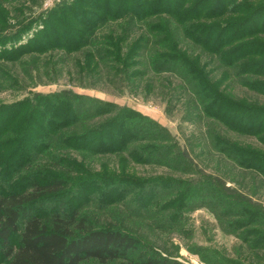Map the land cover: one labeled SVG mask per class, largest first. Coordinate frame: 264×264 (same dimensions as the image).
<instances>
[{"label": "trees", "instance_id": "1", "mask_svg": "<svg viewBox=\"0 0 264 264\" xmlns=\"http://www.w3.org/2000/svg\"><path fill=\"white\" fill-rule=\"evenodd\" d=\"M235 1L73 0L69 6L77 10L78 23L71 33L64 21L61 27L53 21L63 19L57 8L47 15L34 46L0 50V61L51 51L45 44L51 36L53 49L77 55L78 78L135 89L146 73L139 68L145 53L150 72L168 76L162 87L175 85L170 77L177 79L176 101L185 99L190 113L217 124L218 130H206L210 149L264 178V151L223 135L255 137L264 146V104L229 91L237 81L264 96V6ZM236 14L239 18H230ZM114 21L121 22L109 27ZM140 26L144 33L134 36ZM3 33L2 48L13 41ZM144 89L152 92L151 78ZM173 138L130 107L66 89L0 105V264H182L146 244L132 221L146 217L159 231L171 230L200 208L213 215L223 233L238 239L242 234L245 242L254 237V226L264 223V206L215 176L201 174L195 181L200 173L195 160ZM108 153L176 172L184 166L191 179H120L81 165ZM107 213L113 220L101 222Z\"/></svg>", "mask_w": 264, "mask_h": 264}, {"label": "rangeland", "instance_id": "2", "mask_svg": "<svg viewBox=\"0 0 264 264\" xmlns=\"http://www.w3.org/2000/svg\"><path fill=\"white\" fill-rule=\"evenodd\" d=\"M102 1L96 0L97 3ZM241 2L254 4V8L260 4L264 6V0ZM72 3L73 0H0V30L4 32L2 35L13 40L6 45L4 43V48L0 45V50H9L22 44L34 46L43 36L42 29L45 20L48 19L47 15L57 8L61 10V13L58 12L56 16H63V19L54 18L53 21L60 27L65 26L64 21L71 33L78 23L77 10L69 6ZM206 8H210V3L206 5ZM230 18L239 17L236 14ZM263 19L260 17V20ZM119 22L121 21L109 23V27L116 28ZM56 25H54L55 28H57ZM25 27L28 28L27 32L21 33V28ZM106 29L107 27L97 34L105 33ZM132 32L136 36L144 33V30L140 26ZM48 38L51 41L45 39V44L50 45L51 51H45L42 54L28 52L13 61H0V105L14 104L27 97L31 98L32 94L47 95L66 89L77 95L130 107L165 127L178 145L190 154L189 156L197 165L196 173L200 171L194 176L195 181L203 177L201 174L215 176V179L221 180L230 190L233 188L241 197L250 196L252 200L264 206V178L255 172L236 166L232 161L224 159L212 148L210 149L206 130L210 126L218 130L217 124L208 118L198 117L196 112L190 113L191 110L186 108L185 99L176 101L179 93L173 90L172 86H177V79L170 77L169 80L175 85L166 84L168 87H162L168 76L153 75L147 67L145 53L141 57L143 64L139 68L146 73L139 79L135 89L112 84L106 80L90 85L91 80L87 76L84 75L80 79L76 75L78 68L74 57L77 55L61 49H53L56 45L53 44L51 36ZM149 78L152 79L153 86L150 93L144 89ZM232 86L229 91L233 95L264 104V96L240 86L237 81H232ZM223 135L233 141L264 151V146L255 137L241 136L229 131H223ZM71 154L77 160H81L78 153ZM119 155L115 153L96 155L92 160L82 162L81 165L88 172L107 177L117 176L121 177L120 179L126 176L133 179L172 176L184 182L191 179L190 174L184 173L189 170L187 167L181 166V170L176 172L164 166L135 164L127 154V158L122 154L123 156L120 157L123 161H120ZM120 210V207L116 208L115 214L120 213ZM111 217L108 213L104 214L101 222H110L113 220ZM132 222H137L133 223L132 230L140 235L146 244L153 245V248L176 258L182 264H225L223 259L236 260L240 264L264 263V250L248 248V246H259V248L264 246L263 222L258 223L262 225L254 226L256 233L253 232L254 237L250 236L247 242L240 240L243 237L242 234L238 239L236 235L223 233L218 227L217 220L205 208L183 215L181 223L169 228L171 230L159 231L146 217L133 218ZM128 226L130 227L129 224ZM255 239L258 241L256 244L253 241Z\"/></svg>", "mask_w": 264, "mask_h": 264}]
</instances>
